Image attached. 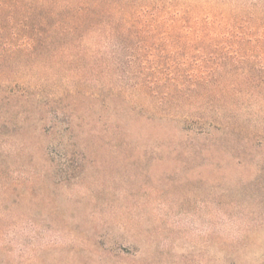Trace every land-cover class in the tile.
I'll return each mask as SVG.
<instances>
[{"label":"rangeland","instance_id":"rangeland-1","mask_svg":"<svg viewBox=\"0 0 264 264\" xmlns=\"http://www.w3.org/2000/svg\"><path fill=\"white\" fill-rule=\"evenodd\" d=\"M0 264H264V0H0Z\"/></svg>","mask_w":264,"mask_h":264},{"label":"trees","instance_id":"trees-1","mask_svg":"<svg viewBox=\"0 0 264 264\" xmlns=\"http://www.w3.org/2000/svg\"><path fill=\"white\" fill-rule=\"evenodd\" d=\"M199 23H201L202 21L200 20V21H198ZM204 29H206L209 33H212V32H217V33H221L222 31H223V26H222V24H220V25H218V26H215L214 24H211V22H209V23H207V25L205 26V28ZM153 36H151V37H149L148 38V45L147 46H152L151 44H150V40H152L153 38H152ZM136 40H138V41H136ZM135 40V43L136 44H143L142 42V38H139V39H136ZM149 48V47H148ZM147 53H144V56H146L145 57V59H142V60H140V62H143L142 63V65H145L147 62H150L151 60H153V58H155V59H160L161 57L158 55V53H155L154 52V50H152V49H147ZM166 61V63L167 64H169L170 66H171V62L173 61V59L170 57V56H168V55H166V57L164 58ZM223 60V59H222ZM159 68H161V66L160 67H154V69L152 68V69H150V71H152V70H157V69H159ZM167 69H169V67H166ZM172 69V68H171ZM16 89H17V87H9V88H5V91H7L8 92V96L9 95H12V96H17V97H23V96H25V95H28V93H27V91H25L24 89L23 90H17L16 91ZM19 91V93H16V92H18ZM7 96V97H8Z\"/></svg>","mask_w":264,"mask_h":264}]
</instances>
